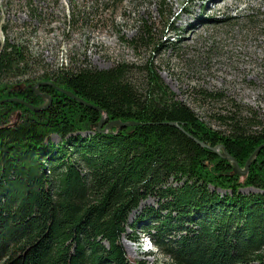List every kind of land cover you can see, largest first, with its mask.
Returning <instances> with one entry per match:
<instances>
[{"label": "trees", "instance_id": "16d2710c", "mask_svg": "<svg viewBox=\"0 0 264 264\" xmlns=\"http://www.w3.org/2000/svg\"><path fill=\"white\" fill-rule=\"evenodd\" d=\"M32 62L23 44L0 43V100L41 105L32 85L51 80L102 108L106 122L139 123L97 131L100 111L51 84L38 86L51 96L45 108L0 102V264H145L128 257L119 234L147 196L157 206L141 209L132 224H143L169 255L161 264H264V146L238 174L189 135L222 144L244 167L264 143V120L230 111L219 116L225 130L213 128L161 91L151 61L155 91L130 80L123 63L44 64L33 75ZM54 133L60 142L50 140ZM89 168L102 173L87 182Z\"/></svg>", "mask_w": 264, "mask_h": 264}, {"label": "rangeland", "instance_id": "374dc122", "mask_svg": "<svg viewBox=\"0 0 264 264\" xmlns=\"http://www.w3.org/2000/svg\"><path fill=\"white\" fill-rule=\"evenodd\" d=\"M4 39L26 47L33 75L44 64L123 63L130 80L155 91L151 61L161 91L213 128L225 130L219 116L230 111L264 120V0H0V43ZM50 140L58 143L61 136L51 134ZM88 171L87 182L102 173ZM148 205L156 207L157 198L147 196L129 212L119 238L129 258L161 264L169 255L143 224H132Z\"/></svg>", "mask_w": 264, "mask_h": 264}, {"label": "water", "instance_id": "95a60500", "mask_svg": "<svg viewBox=\"0 0 264 264\" xmlns=\"http://www.w3.org/2000/svg\"><path fill=\"white\" fill-rule=\"evenodd\" d=\"M51 84L53 85L54 87L58 88L59 90L63 91L64 93L68 94L69 96H72L74 97L75 99L79 100L81 103L83 104H86V105H89V106H94L97 110L100 111V118L98 120V122L95 124L94 128L95 130L97 131H105L107 129H109L110 127L114 126V125H117L119 127H122V126H125V125H129V124H136V123H139V121H121L120 119H109L107 122V114L105 113V111L100 108L99 106L97 105H94L93 103L77 96V95H74L73 92H71L69 89H66V88H63L59 85H56L53 81L51 80H45V81H37L35 82L33 85H32V88L33 90L37 93V94H43V96H45V101L43 102V104L41 105H35L33 103H30L28 101H26L25 99L21 98V97H17V96H11V97H5L3 99L0 100L1 101H18V102H21L23 104H25L26 106H28L29 108L33 109V110H39V109H42V108H45L47 107V105L51 102V96L46 93V92H41L39 91L38 89V86L40 84ZM105 123V124H104ZM167 123H170V124H173L175 126H178L180 129L183 130L182 126H180L177 122L175 121H168ZM104 124V127H102V125ZM196 142H198L200 145H203V146H207L209 148H211L213 151H216L218 152L221 156H224L226 158H228L233 164H234V171L238 174H245L247 172V167H248V164L250 163V161L254 158L255 154L259 151V149L264 146V143L258 145L252 152V154L250 155V157L247 159L246 161V164L244 167H241L239 166L237 160L231 156L228 151L225 149V147L222 145V144H216V145H208L207 143H205L204 141L202 140H199L198 138L194 137L192 134H189Z\"/></svg>", "mask_w": 264, "mask_h": 264}, {"label": "bare ground", "instance_id": "6f19581e", "mask_svg": "<svg viewBox=\"0 0 264 264\" xmlns=\"http://www.w3.org/2000/svg\"><path fill=\"white\" fill-rule=\"evenodd\" d=\"M88 106H89V105H88ZM93 107H94V106H93ZM94 108H95V107H94ZM95 109H96V108H95ZM113 127H114V126H113ZM126 245H127V244H126ZM126 245H125V248H126V250H127V252H128V250H131V248H130L131 246L129 245V247H127L128 245H127V246H126Z\"/></svg>", "mask_w": 264, "mask_h": 264}]
</instances>
